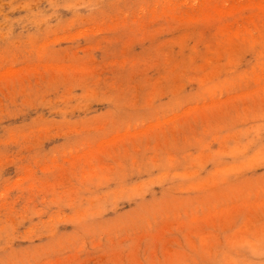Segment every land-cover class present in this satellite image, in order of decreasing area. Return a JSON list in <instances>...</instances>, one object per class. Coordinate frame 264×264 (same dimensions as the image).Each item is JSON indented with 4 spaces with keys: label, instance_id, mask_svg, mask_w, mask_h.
<instances>
[{
    "label": "rangeland",
    "instance_id": "374dc122",
    "mask_svg": "<svg viewBox=\"0 0 264 264\" xmlns=\"http://www.w3.org/2000/svg\"><path fill=\"white\" fill-rule=\"evenodd\" d=\"M0 264H264V0H0Z\"/></svg>",
    "mask_w": 264,
    "mask_h": 264
}]
</instances>
